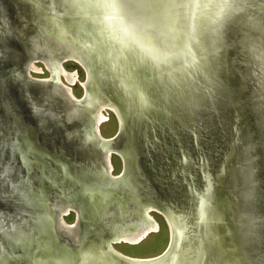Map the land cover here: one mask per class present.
Segmentation results:
<instances>
[{
  "label": "water",
  "instance_id": "water-1",
  "mask_svg": "<svg viewBox=\"0 0 264 264\" xmlns=\"http://www.w3.org/2000/svg\"><path fill=\"white\" fill-rule=\"evenodd\" d=\"M56 1L60 13L55 14L54 11H50L55 16L50 18L57 21H63L60 17L70 18L68 24L60 21L61 33H66V36L70 34L72 37L68 38L74 39L73 41L80 46L79 49L84 47L82 48V53H85L84 65L87 66L89 59L96 61L95 65L108 64L106 68L111 73H115L119 86L124 90L128 117H133L135 122L141 121L140 119L149 121L146 118L149 115L144 112L145 106L149 103L158 108L157 102L161 99L177 98L182 102L189 101L188 104L191 107H198L201 98L210 102V99L215 97L214 92H217L218 95L222 94V96L217 95V99L224 102L225 108L230 105L236 111L243 112L246 107L249 115L247 114L248 118H245L246 116L242 114L244 125L251 126L256 123L260 125L264 133V98L260 93L264 75L260 71L257 73L258 70L253 66L249 68L241 56L242 73L239 81H235L233 85L232 81L219 75V66L216 61L219 50L229 45H236L242 52V43L250 37L264 38V32L258 27L253 25L252 28L251 25L245 27L244 23L240 25L238 22V19H246L248 16L252 18L258 16L262 20L264 5L261 2L264 0H256L257 4H260L256 7L249 3L245 4L247 12L238 13L229 20L224 18L229 16L230 11L222 7V0H59L60 3ZM241 1L253 3L254 0ZM222 8H224L223 12L220 11ZM8 20L0 11V59L5 58L11 65L17 66L18 70L7 73L0 68V94L3 88L7 91L6 93H10L8 102L10 105L13 103L15 117L17 120L19 116L22 117L27 124L30 137L34 138L33 141L38 143L40 148H34L28 151L29 153L26 150L17 151L15 155L8 152L4 158L0 155V259L8 258L9 252L6 246L8 243H15L16 240L23 241V237L30 235L31 239L28 242L31 244L30 253L39 254L34 256L38 255L37 258H29L30 264L32 262V264H240V252L238 246L234 244L236 231L225 220L221 202L223 199L219 195L223 191L217 186V179L225 176L223 165L228 160L231 162L235 152L233 150L230 153L234 147L232 140L228 142L227 153L220 158L216 180H210L202 159L198 167L202 184L194 191H185V207L175 208L170 202L159 203L169 222V224L165 222L168 228V242L163 251L150 258H132L112 252L111 243L116 241L114 239L118 228L114 229L113 226L111 230L113 220L109 218L112 215L118 216V197L112 196L113 199L101 197L99 201L101 191H98L99 188L96 190L97 187L83 190L86 191L88 198L85 214L78 210L77 201L67 204L61 199L50 196L51 199H48L50 204H41L36 200L28 203V199L31 198L28 194L25 198L27 203L18 207L17 203L2 197L3 191L11 189L18 191L20 188V183L14 185V158L18 170H21L22 162L25 163V160H28L30 164L39 163L41 149L51 154L63 152L71 161L82 164L91 163L101 154V149L92 144L84 134L82 135L84 125L81 121L87 120L89 123L90 117L86 92L76 99L69 86L66 87L68 92L65 90V93L56 83L57 79L50 75L48 79L31 77L26 70V64L34 59H41L40 51H46V48L42 46L43 39L30 29H23L22 19L20 20L18 15L14 17V22L10 23ZM70 21H77L78 26L75 30L77 35L73 36ZM234 22H238L239 27H236ZM231 24L235 26L233 29ZM4 33L12 35L11 38L6 39L3 36ZM229 33L230 40L227 38ZM60 46L58 55L67 57L69 52L63 45ZM97 49L100 50L98 54L100 56L93 54ZM96 57L98 58L95 59ZM209 64H212L211 74L208 70ZM255 90L258 92L254 97ZM6 103L7 101L0 100V117L4 116L2 108ZM140 104L142 105L140 111H135ZM212 104L210 102V106ZM166 105L167 103H161L158 111L168 114L170 111ZM14 113L11 116L13 121ZM160 118L163 120L164 115L162 114ZM122 125L121 118L115 133L100 141L99 144L119 145L118 138ZM48 127L51 129L48 130ZM253 132L251 134L249 131L251 135H255V131ZM96 134L99 137L98 131ZM189 134L192 136L194 133L189 130ZM8 144L12 145V142ZM3 145L4 142L0 140V148ZM260 145L262 151L260 165L264 173V144ZM136 156L138 159L136 163L140 165L139 169L148 176L146 170H143L139 153L135 154L134 158ZM181 157L184 156L180 155V163L186 164V158L181 160ZM51 158L58 161V157L51 156ZM77 166V164L74 165L76 169ZM39 170L40 168L36 167L33 172L37 177L36 183L47 186L50 178L47 179L46 175ZM246 170L250 171L251 176L250 165L246 166ZM181 171L189 177L190 174L186 169ZM113 177L114 179L109 180L108 183H118L119 180L125 182L121 178L117 179L116 175ZM126 180V188L131 191V183L134 181L131 177ZM205 182L208 183L206 192L203 191L207 190L204 187ZM10 183L13 187H10ZM129 191L126 207L134 204ZM205 194L206 197H204ZM146 198L148 197L145 196V200ZM105 202L110 208H106V213L103 214ZM66 206L73 207L76 212L77 218H74L72 225H63L62 221H59L63 214L61 209ZM111 208L113 212L109 211ZM44 214L49 217L50 222L48 233L41 235L34 230L36 229L34 224L36 220L42 219ZM95 228L109 233L93 234L92 230ZM214 231L220 236L216 242H214L215 237L213 238ZM220 240L223 241L219 245L221 248L219 250V246L216 249L217 245L215 246L214 243ZM221 250L225 252V256H220ZM19 264H26V262Z\"/></svg>",
  "mask_w": 264,
  "mask_h": 264
},
{
  "label": "rangeland",
  "instance_id": "rangeland-1",
  "mask_svg": "<svg viewBox=\"0 0 264 264\" xmlns=\"http://www.w3.org/2000/svg\"><path fill=\"white\" fill-rule=\"evenodd\" d=\"M58 3H60L59 0ZM58 7L56 0H0V11L9 19L8 21L10 23L12 21L14 22V17L18 15L20 20L22 19V28L30 29L38 33L43 39L42 44L44 46L53 48L54 52H57L58 48L61 49L60 45H63L65 50L72 53L74 56L73 59L69 58L62 61L61 66L63 69L57 68L55 71L58 76L57 78L61 82L64 84H66L65 82L69 83L66 86L70 87L72 94L77 99L83 93L82 84L85 83V78L87 77L86 67L88 66L94 87L90 89L91 94L99 93L102 99L101 103H104L103 100L108 99L112 104V108L118 112L123 120V129L118 138V148H116L121 150L123 147L126 148L125 156L128 157V159L126 158V174L128 175L125 178L128 179L131 177L133 179L132 181L140 186L139 190L143 191L144 195L148 197L146 198L147 201L152 202L156 206H159V203L162 201L170 202L175 208L185 207V191H190V186L199 188L202 184L198 170L202 159L205 163L206 172L210 176V180H216V172L220 158L223 154L225 155L227 153V149H229L227 148L228 142L230 140L234 141V147L230 151L231 153L235 150L231 157V162L228 160L223 165L225 176L217 179V186L223 191V193L220 191L221 193L219 195L223 199L221 202L226 217L225 220L236 231L234 244L238 246L240 252V264H264V173H262L260 165V156L262 154L260 144H264V140H262L264 133L260 125L258 126L256 123L251 124L253 128L249 124L244 125L242 114L246 116L245 118H248L247 114L249 115L246 107L243 111L244 113L238 110L236 111L230 105L225 108L224 102L217 99L221 93L218 95L217 92H214L215 97L210 99V102L213 103L211 106L210 102L204 98L200 99L198 107H190L189 111L185 109L187 107L179 103V107L182 108L171 111L173 118L169 120L172 121L169 124V128L149 127L148 123L143 119L135 122L136 120L133 117H128V112L125 109L126 97L123 93L124 90L119 86L120 84L115 73H111L106 68L108 64L102 63L95 65L96 61L94 62L89 59L87 66L84 65L85 53H82V48L84 47L79 49L78 47L80 46L77 45L78 43L76 44V41H73L74 39L68 38L69 36L72 37L70 34L66 36V33H61L62 26L60 19L63 20L61 23L65 22L68 24L70 18L60 17L58 19L60 21L53 19L55 16L50 11L59 14ZM41 18H44L45 21L43 19L42 21H44L45 26L41 27L36 24L34 27L33 24L36 22V19ZM255 18H258L254 19L257 24L252 22L254 24L253 26L258 27L264 32V18L262 17V20L258 16H255ZM239 21L240 25L244 23L248 27L244 19ZM238 22H234L236 27H239ZM71 23L73 36L74 34L77 35L75 33L76 27L78 26L77 21H72ZM234 27L233 25L231 26L232 29ZM230 35L229 33V36H227L229 40ZM3 36L9 39L12 35L4 33ZM98 50H95V53H93L94 56H100L98 55L100 50ZM263 54L264 52L261 50V53L256 57L259 65H253L258 70L257 73L260 71L264 75ZM241 59L240 51L236 45L232 44V46L229 45L225 49L219 50L216 57L219 66V75L225 76V79L232 81V84L235 81L238 82L243 69ZM34 61L35 68L40 69V72L30 71L31 77L48 79L49 75L54 74L49 59L48 62L40 59H35ZM8 63L5 58L0 59L1 71L4 70L8 73L18 70L17 66ZM63 70L70 75L65 74ZM67 77H71L72 80H68ZM216 80L218 81L219 79L217 78ZM144 83H146L145 79ZM99 84L101 86H97ZM260 87H262V92L260 93L264 98V83ZM2 91L0 100L7 101L8 104L6 103L5 107L2 108L4 109V116L0 117V140L4 142V145L0 148L1 157L4 158L8 152L11 154L14 153L15 155L17 151L23 152L26 150L28 152L32 149L34 150V148L39 149L40 145L33 141L34 138L30 137L27 124L22 117L19 116V120L15 117L13 103L10 105V102H8L10 93H6L7 91H4V88ZM256 95L257 92L254 91V97ZM13 113L14 121L11 118ZM102 113L107 119L99 125V134L102 138H108L115 133L118 120L116 115L108 107L104 108ZM150 116L146 118L151 120ZM81 123L84 125L82 135L84 134L86 137L85 133H88L87 120H82ZM152 123L151 121L150 124ZM50 129L48 127V130ZM189 130L194 133L192 136L189 134ZM249 131L251 134L255 131V135H251ZM142 134L144 135L142 136ZM10 142H12V145L8 144ZM41 152L39 163L30 164L28 160H25L26 164L24 161L22 162V172L18 170L15 158L13 159L14 185L20 183V188L18 191H14V189L3 191L1 193L2 197L6 200H11L12 203H17L18 207L21 204L27 203V199L25 198L28 194L31 196L28 199V203L36 200L41 204H50V200L48 199H51V197L61 199L67 204H72V201H77L76 203L79 206L78 210H80V213L85 214L84 211L88 205V198L86 191L83 190L97 187L96 190L99 188L98 191L108 192L106 194H110V198L115 196L116 193L121 194V196L118 195L115 197H118V216L123 213L121 210L124 209L123 206L127 203L125 201L129 191L125 185L127 182L126 179H124L125 182L119 180L118 183H108L109 180L97 169L95 160L91 163H75L68 156L64 155L63 152H59L58 154L53 152L51 154L45 149H41ZM136 152L139 153L140 160L143 162V170H146L148 176H145L143 171L139 169L140 165L138 166L136 163L138 161L137 156L134 158V155L138 154ZM180 155L188 159L186 164L180 163ZM51 156L58 157V161L53 160ZM25 158L28 159L26 155ZM109 160L111 173L113 175L120 173L122 169L121 158L118 155L111 154ZM76 164L78 165L77 169L74 167ZM248 165L252 168L251 176L250 171L246 170V166ZM32 166L34 167L32 168ZM36 167L40 168L39 171H42L47 179L50 178L47 186L43 184L39 185V182L36 183L37 177L33 173ZM181 169L184 171L186 169L191 176L189 175L187 177L182 173ZM65 183H67L66 185L68 187ZM12 185L10 183V187H13ZM74 187L75 190H73ZM70 191L77 192L73 193ZM100 199L101 197L98 200L100 201ZM103 206L102 213L105 214V209L110 207L107 206V202ZM109 211L113 212V208ZM149 215L157 223L158 230L149 233L137 244H128L129 242L112 244L117 252L126 257L145 259L163 251L168 242V228L165 223L167 220L155 210H148L147 216L149 217ZM62 218L66 224H72L74 218H76L74 210L68 211ZM49 222V217L44 214L42 219L36 220L34 224V228L36 227V229L34 230L41 235L48 233ZM7 228L9 229V227ZM217 235L220 238L219 233ZM30 237V235H27L23 237V241L20 240L19 242V240H16L15 243H8L6 245L9 252L7 254L8 258L6 260L4 258L0 259V264H19L22 262L30 264L29 258H37L38 253H30L29 247L31 244L28 243L31 239ZM36 254L38 255L34 257Z\"/></svg>",
  "mask_w": 264,
  "mask_h": 264
},
{
  "label": "bare ground",
  "instance_id": "bare-ground-1",
  "mask_svg": "<svg viewBox=\"0 0 264 264\" xmlns=\"http://www.w3.org/2000/svg\"><path fill=\"white\" fill-rule=\"evenodd\" d=\"M248 3H249V5H255V7L256 6H260V4H257L258 1H256V0H254L253 3H250L249 1L248 2H242V1L240 2V0H222V4H223L222 7H225L226 8V11H230V14L228 16L229 18L228 17H225L223 15L224 18L226 20H229V19L233 18L235 15H237L238 13L242 14L243 12H247L245 4H248ZM261 3L264 5V2H261ZM223 9L224 8H222L220 11L223 12L224 11ZM247 9H248V6H247ZM253 18H255V16ZM253 18L251 16H248V18L244 19L245 20V23L248 24V25H250V24L251 25H254L253 23L255 22V20ZM42 19L44 20V18L36 19V22L33 24L34 27H35L36 24H38L41 27H44L45 26V23H44L45 20L42 21ZM255 19H258V18H255ZM239 20H242V19L240 18V19H238V21ZM239 23H240V21H239ZM46 24H48V23L46 22ZM245 27H247V26H245ZM254 37L255 36L250 37V39H248L246 42L242 43V47H241L242 49L241 50H243V51L240 52V54L243 57V60L246 59V60H244L245 63H249V62H247L248 60H251L252 61V59H248V55H249V52L252 54L253 50H255V47H256V43L257 42L255 41ZM42 46H44V44H42ZM44 47L46 48V51H44V52H42V50L40 51V53H41V57H40L41 59L40 60H43V61L45 60V62H48V59H49V62L51 63L50 64L51 65V69H52V71H54V74L51 75L50 77L56 78L57 79V82L56 83H58V86H60V88L63 89L64 92H65V90L66 91L68 90L66 88L67 87L66 85L69 84V83L65 82L66 84H64L63 82H61L59 80V78H57L58 76L56 74L55 69H57V68L58 69H63L62 66H61V62L62 61H65V60H67L69 58L70 59H73L74 56L72 55V53H69V55L67 57L66 56L61 57V56L58 55L57 52H54V49L53 48H50V47H47V46H44ZM245 53H248V54H245ZM34 60L31 61V62H28L26 64V70L29 71V72L30 71H33V72L38 73V72H40V69L35 68V66H34V62L35 61ZM211 65L212 64H209L208 65V70L210 71V74H211V69H210V66ZM249 65H250V67H252L253 66V63H250ZM63 72L65 74H69V73L65 72L64 70H63ZM65 76H67V75H65ZM67 78H68V80H72L71 77L70 78L67 77ZM86 79L87 80L85 81V83L82 84V89H83V92H86L85 97L88 99V105H89L88 109L90 111V113H89L90 114L89 115L90 117H89V123H88V126H87L88 133L86 132L85 134H86V138L88 140H90L92 144H95L98 148L101 149V154H102V155L100 154V157H96L95 163L98 166L99 172H101L103 175L107 176L105 174V170H106V172L108 174L111 171V165H110V162H109L110 161L109 160V157H110L111 154H117L123 160V172H122L121 176L117 177V179H119V178L124 179L125 178V174H126V167H127V162H126V158H125L126 157L125 156V154H126V150L125 149L126 148L123 147V149H122L124 151L123 152L121 149H116V147H118V145H116V144H113V145H108L107 144L106 146L100 145L99 142L100 141H103L106 138H102L100 136V134H99V137H97V134H96L97 131L99 132V125L107 119L105 117V115L102 113V111H103L104 108L108 107L116 115V118L118 120V124L121 123V118H120L118 112L114 108H112V104H111V102L108 99L107 100H103L104 103H101V100L102 99L100 98L99 93H97L98 95L97 94H94V93H93V95L90 94L91 93L90 92V89H93L94 87H93V83H92V80H91V76H90L88 70H87V77H86ZM209 82H210V80L208 81V83ZM97 86H101V85L99 84ZM255 91H257V90H255ZM161 103H167V105H166L167 106V109L170 111V112H168V114H166L164 111H158L159 107H161L160 106ZM179 103H181L185 107H187V108H185L187 110L189 109V107H191V105L188 104L189 101L186 103L184 101L182 102L181 99H177V98H167V100L166 99L165 100L161 99L160 102L159 101L157 102V104L159 105L158 108L154 107L153 104H150V103H149V105L147 104L145 106L146 110L144 109V112L145 113L147 112V114L149 116L151 115L150 116V119L151 120H149V121H146L145 120V121L148 123L149 127L155 126V127H161V128H167V127L169 128V124L172 122V121H169V120H172V118H173L172 115H171V111L174 110V109H179V105H180ZM141 106L142 105L140 104L139 108L136 107L135 108V111H140ZM147 107H149V108H147ZM149 110H154V111H151L150 112ZM161 110H162V108H161ZM162 114L164 115V119L163 120H161V118H160L162 116ZM151 121L153 122L152 124H150ZM121 129H123L122 126H121ZM121 132H122V130H121ZM91 133H93V134H91ZM127 159H128V157H127ZM106 178H107V180L114 179L111 176L110 177L107 176ZM206 196L207 195L205 194L204 197H206ZM69 209L70 208L67 207V206L65 208L61 209V211L63 212V214H61V215L62 216L63 215H66L68 213V211H70ZM143 212L146 213V210H143ZM134 213L135 212L133 211L132 214H129L130 215L129 217L131 218L130 227H132V225L135 224L134 222L136 221V223L138 225L139 224H140V226L142 225L141 226L142 227V230L141 231L138 230L137 233L136 232H129V233L124 234V235L122 233L120 239H117V241H115L114 244L115 243H120V242H125V243H128L129 242L128 244H137L143 238H145L146 235H148L151 231H156L157 230L156 224L154 223V221L150 217H148L146 215V218H143L144 220H140V217L137 216V215L135 216ZM140 215H141V213H140ZM163 215H164V218L167 220V224H169L168 219H167V216L164 213H163ZM59 221H62L63 225H68V224L65 223V221H63L62 217H61V220H59ZM92 232H93V234L96 233V232L97 233L100 232L101 234H106V232H104L100 228L96 229L95 231L92 230ZM213 234H214L213 235V238L215 237V241L214 242H216V240L218 238V235L216 234L215 231H214ZM220 243H221V240L218 241L216 244L214 243L215 246L217 245L216 246V249L220 245ZM112 244L113 243H111V246H112ZM112 248H113V246H112ZM218 249L219 250L221 249L220 246H219ZM111 250L116 255H119V252L117 253V251L114 248L111 249ZM213 256H215V255H213ZM220 256H225V252L224 251L222 252V250H221V255ZM216 257H218V256H216ZM223 263H224V261H223Z\"/></svg>",
  "mask_w": 264,
  "mask_h": 264
},
{
  "label": "flooded vegetation",
  "instance_id": "flooded-vegetation-1",
  "mask_svg": "<svg viewBox=\"0 0 264 264\" xmlns=\"http://www.w3.org/2000/svg\"><path fill=\"white\" fill-rule=\"evenodd\" d=\"M255 23H256V20H255ZM255 41L257 42L256 43V47H255V50H253V52H252V54L249 52V55H248V59H252V61L251 60H248L247 62H249V63H246L248 66H249V68H250V63H253L254 65H259V61L257 62V59H256V57L259 55V53H261V50H263V52H264V38H260V37H255ZM245 54H248V53H245ZM264 55V54H263ZM246 56V55H245ZM244 60H246V59H244ZM254 65H253V67H254ZM256 92H258V91H256ZM115 155H117V154H115ZM120 157V156H119ZM182 159H185V157H181V160ZM187 160L188 159H186V162H187ZM121 161H122V167H123V160L121 159ZM110 162V161H109ZM111 165V164H110ZM123 169H121V171H120V173H118V174H116V176L117 177H119V176H121V174H122V171ZM105 174L107 175V176H111L112 178H114L113 176H115V175H113L112 173H111V171H110V173L108 174L107 172H106V170H105ZM128 174H125V176H127ZM105 176V175H104ZM107 176H105V178L107 177ZM107 179V178H106ZM110 179V178H109ZM124 179H126V178H124ZM123 179V180H124ZM106 181V180H105ZM132 184V186H131V191H129L130 192V194H129V196H130V198H131V200H133V202H134V204H132V205H128L127 207H126V204H125V206H123V208L124 209H122V211H123V213H121V214H119V216L122 218H120L119 216H115V215H112V217H110L109 218V220H113V222H111L112 224H111V226H112V228H111V230L113 229V226H114V229L117 227L118 229L116 230V233H115V235H116V237H115V239L114 240H116L117 241V239H120V237H121V235H122V233H123V235L124 234H127V233H129V232H138V230L139 231H141L142 230V225L140 226V224L138 225L137 223H136V221L134 222L135 224H133L132 225V227H130V224H131V218L129 217L130 215L129 214H132L133 213V211L135 212L134 214H135V216L137 215V216H139L140 217V220H144L143 218H146V215H147V211L148 210H150V211H152V210H155L156 212H158V213H160L161 215H163V212H162V207H159V206H156V205H154V204H152V203H149V202H147L146 200H145V195H144V192L143 191H140L139 190V185L137 184V183H131ZM207 184L208 183H206L205 182V184H204V187H206L207 188ZM203 187V188H204ZM205 188V189H206ZM190 191H194L195 190V188L194 187H192V186H190V189H189ZM203 191H208V188H207V190H203ZM100 193V192H99ZM107 192L106 191H101V193H100V195H99V197H102L103 199H106V197H109L110 196V194H106ZM117 195H120L121 196V194H119V193H116L115 194V196H117ZM110 199H113V198H110ZM127 199H128V197H126V201H127ZM145 200V201H144ZM125 201V202H126ZM130 201V200H129ZM169 206H171V205H169ZM67 207H69V208H71V209H69V210H73L74 208L73 207H70V206H67ZM171 208L173 209V207L171 206ZM143 210H146V213L145 212H143ZM140 213H141V215H140ZM74 214H75V216H76V213H75V211H74ZM149 214V213H148ZM108 216V215H107ZM77 217V216H76ZM149 217L151 218V216L149 215ZM163 217H164V215H163ZM63 219V218H62ZM76 219V218H75ZM152 219V218H151ZM153 220V219H152ZM64 221V220H63ZM118 221V222H117ZM154 221V220H153ZM154 223L156 224V226H157V223L154 221ZM68 225H72V224H68ZM91 226V225H90ZM96 229H98V228H95L93 231H95ZM157 230H158V226H157ZM156 230V231H157ZM156 231H151V232H156ZM150 232V233H151ZM107 233H109V232H107L106 231V234ZM97 234H101L100 232L99 233H97ZM114 244V243H113ZM222 252H223V250H222Z\"/></svg>",
  "mask_w": 264,
  "mask_h": 264
}]
</instances>
